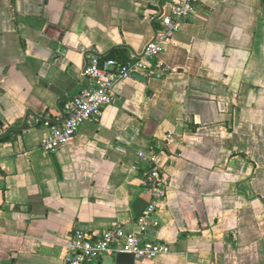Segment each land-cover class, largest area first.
<instances>
[{"label":"crops","instance_id":"0c3cea01","mask_svg":"<svg viewBox=\"0 0 264 264\" xmlns=\"http://www.w3.org/2000/svg\"><path fill=\"white\" fill-rule=\"evenodd\" d=\"M149 2L0 0V264H65L74 230H132L149 201L133 166L149 151L170 184L143 238L170 250L134 264H264V0H197L162 78L119 81L98 124L41 150L33 120L60 122L88 53L153 40Z\"/></svg>","mask_w":264,"mask_h":264},{"label":"built area","instance_id":"2783aa9c","mask_svg":"<svg viewBox=\"0 0 264 264\" xmlns=\"http://www.w3.org/2000/svg\"><path fill=\"white\" fill-rule=\"evenodd\" d=\"M196 1L150 0L149 19L158 24L154 38L140 53L129 52L123 62L100 60L95 54L88 53L82 70L85 85L75 96L63 102L60 122L40 118L33 120L34 124L48 130L41 146L43 153L54 154L77 134L83 124H98L103 110L115 100L119 81L136 75L145 79L162 78L169 69L160 56L179 31L181 22L194 12ZM136 160L133 170L139 174L141 187L148 194L149 201L133 229L129 231L114 226L92 235L74 230L67 239L65 264H87L117 254L132 255L134 260H153L169 252L167 245L143 238L145 231L159 227L157 212L167 197L169 172L158 162L154 152H138Z\"/></svg>","mask_w":264,"mask_h":264},{"label":"trees","instance_id":"16d2710c","mask_svg":"<svg viewBox=\"0 0 264 264\" xmlns=\"http://www.w3.org/2000/svg\"><path fill=\"white\" fill-rule=\"evenodd\" d=\"M98 57L100 60L113 59L117 62H123L126 59L127 54L123 49H113L110 52H108L106 55L98 56Z\"/></svg>","mask_w":264,"mask_h":264},{"label":"water","instance_id":"95a60500","mask_svg":"<svg viewBox=\"0 0 264 264\" xmlns=\"http://www.w3.org/2000/svg\"><path fill=\"white\" fill-rule=\"evenodd\" d=\"M136 79L145 81V79L141 76H134ZM115 259V264H134V258L132 255L129 254H117L114 257Z\"/></svg>","mask_w":264,"mask_h":264}]
</instances>
